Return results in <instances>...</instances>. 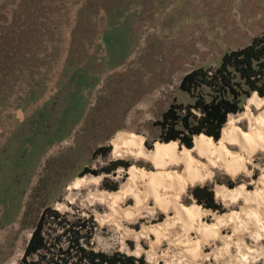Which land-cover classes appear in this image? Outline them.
<instances>
[{
    "label": "rangeland",
    "instance_id": "obj_1",
    "mask_svg": "<svg viewBox=\"0 0 264 264\" xmlns=\"http://www.w3.org/2000/svg\"><path fill=\"white\" fill-rule=\"evenodd\" d=\"M20 3L0 0V67L3 50L13 60L4 70H10L8 82L0 81V264L19 263L47 206L93 216L95 250L136 256L135 240H128V248L122 250L114 228L97 220L110 210L90 193L112 192L108 186L115 184L120 189L130 167L162 171L144 159L115 158L112 140L120 132L136 134L148 141V149L154 148L159 143L154 123L179 95L184 75L215 66L225 52L245 47L264 33V0H28L23 18L11 30ZM82 11L85 16L79 19ZM27 20L36 23L37 32L32 34L42 44L31 47L23 41L20 49V36L12 31ZM251 110L259 114L255 107ZM237 125L249 130L245 120ZM101 148L106 150L98 152ZM228 148L240 152L237 146ZM255 154L247 165L249 172L233 178L215 170L212 179L196 186L209 185L215 193L218 185L229 188L227 183L232 182L234 188L245 185L249 191L264 192L260 183L264 152ZM117 161L129 168L101 171ZM85 169L98 174H84ZM92 176L101 177L99 184L69 189L77 178ZM194 187L182 195L186 208L198 205L189 194ZM215 200L224 213H238L244 205L242 200L235 204ZM58 203L64 207L59 209ZM133 204L129 199L124 208ZM211 212L205 222L213 223L215 215L224 214ZM144 216L127 225L141 230L144 223L165 220L160 211L154 217ZM225 233L233 232L229 227ZM247 242L255 245L252 239ZM141 244L150 249L147 239ZM259 247L264 249V239ZM136 257L154 264L146 255ZM258 260L254 264H264V255Z\"/></svg>",
    "mask_w": 264,
    "mask_h": 264
},
{
    "label": "bare ground",
    "instance_id": "obj_2",
    "mask_svg": "<svg viewBox=\"0 0 264 264\" xmlns=\"http://www.w3.org/2000/svg\"><path fill=\"white\" fill-rule=\"evenodd\" d=\"M243 120L248 122L247 132L237 125ZM112 145L115 158L144 159L162 171L156 174L132 167L126 170L127 181L118 191L90 193L92 199L108 206L110 212L101 214L97 220L101 225L114 228L122 250L127 249L128 240L133 239L137 248L132 253L146 255L154 264H254L264 255L263 247H259L264 239V192L249 191L245 185L234 189L218 185L217 199L234 204L242 200L244 205L238 213L215 215L213 223L204 220L211 210L199 205L186 208L182 203L187 189L212 179L215 170H223L233 178L241 172H249L247 165L251 158L258 151L264 152V97L254 94L244 112L231 115L218 142L199 136L195 137L192 149H181L178 143H171L156 144L151 150L146 147L143 136L120 132ZM228 145L239 147L240 152H233ZM100 181L101 177L95 176L77 178L69 189ZM260 181L264 186V179ZM129 199L134 204L124 208ZM57 205L59 209L64 207ZM159 211L165 214V220L160 223H144L141 230L127 225L139 222L145 213L154 217ZM229 227L232 235L225 233ZM248 238L253 240L254 246L248 244ZM142 239L149 241L150 249L144 248ZM209 248L212 250L208 251Z\"/></svg>",
    "mask_w": 264,
    "mask_h": 264
},
{
    "label": "trees",
    "instance_id": "obj_3",
    "mask_svg": "<svg viewBox=\"0 0 264 264\" xmlns=\"http://www.w3.org/2000/svg\"><path fill=\"white\" fill-rule=\"evenodd\" d=\"M26 1L28 0H22L18 5L20 9L14 11L11 30L23 18ZM83 16L85 11L80 13L79 19ZM26 22L28 23L19 25L18 30L12 31L16 36H20L17 39L20 49L23 41H27L24 44L31 47L34 44H42L41 39H35L37 35L32 34L37 32L36 23H30L29 20ZM24 25H28V28L21 31L20 28ZM79 27L80 25L77 26L74 36ZM2 52L4 53L0 81L5 84L9 80L10 70H4L9 66V60L11 63L13 60L8 52ZM37 87L38 84L32 87L33 96L37 94ZM178 93L161 119L154 123L158 130L155 141H159V145L178 143L181 149H192L195 137L199 136L218 142L231 115L242 113L246 102L255 93L264 97V33L255 36L245 47L225 52L215 66H201L185 74L180 81ZM145 144L148 147V141ZM105 150L101 148L98 152ZM18 151L19 148L15 147L16 159ZM5 163L8 165L5 161L2 162V167ZM121 166L129 168L123 161H117L101 171L111 173ZM88 172L98 174L89 169H85L84 174ZM227 186L233 189L236 184L231 182L227 183ZM118 187L115 184L108 186V189L115 192ZM189 194L199 206L220 213L225 212L223 206L215 200L213 187L195 186L189 190ZM95 229L93 216L62 213L47 206L33 227L32 236L18 264H149L144 257L138 258L120 251L107 253L95 250L92 246Z\"/></svg>",
    "mask_w": 264,
    "mask_h": 264
},
{
    "label": "water",
    "instance_id": "obj_4",
    "mask_svg": "<svg viewBox=\"0 0 264 264\" xmlns=\"http://www.w3.org/2000/svg\"><path fill=\"white\" fill-rule=\"evenodd\" d=\"M57 210V209H56ZM32 236V235H31Z\"/></svg>",
    "mask_w": 264,
    "mask_h": 264
}]
</instances>
